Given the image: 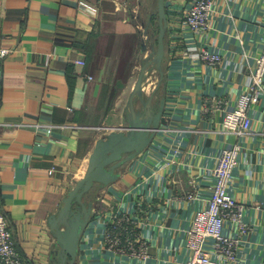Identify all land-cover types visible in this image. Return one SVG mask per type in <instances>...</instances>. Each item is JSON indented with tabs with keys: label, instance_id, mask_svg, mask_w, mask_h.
Listing matches in <instances>:
<instances>
[{
	"label": "crops",
	"instance_id": "0c3cea01",
	"mask_svg": "<svg viewBox=\"0 0 264 264\" xmlns=\"http://www.w3.org/2000/svg\"><path fill=\"white\" fill-rule=\"evenodd\" d=\"M151 2L0 0V45L10 48L0 62V208L25 264H57L48 217L84 175L96 140L122 124L144 56L133 11ZM164 2L163 73L151 71L143 86L145 95L156 88L154 98H164V121L145 148L117 167L115 180L84 193L91 217L74 264L187 259V231L210 197L216 158L234 143L240 152L229 192L244 204L248 228L225 220L224 233L239 238L228 264H264V94L249 108L243 135L223 129L220 111L203 110L214 97L232 108L243 91L262 49L264 0H212L210 25L198 33L182 24L191 0ZM202 47L220 52L221 62L185 53ZM137 201L145 257L106 242L113 212L132 214Z\"/></svg>",
	"mask_w": 264,
	"mask_h": 264
},
{
	"label": "built area",
	"instance_id": "2783aa9c",
	"mask_svg": "<svg viewBox=\"0 0 264 264\" xmlns=\"http://www.w3.org/2000/svg\"><path fill=\"white\" fill-rule=\"evenodd\" d=\"M212 0H191L182 14V24L193 32H204L210 25ZM137 26L139 27L138 23ZM10 48L0 45V62ZM186 54L196 56L204 63L218 65L220 52L207 47L187 49ZM2 71L0 68V84ZM264 94V39L262 49L255 58L254 67L246 77L243 91L232 108H226V101L220 98L209 99L203 107L204 112H221V125L224 130L243 135L250 128L249 108ZM240 147L238 143L222 148L212 168L214 178L207 204L196 210L187 231L186 246L188 257L185 260H172L170 264H228L237 257L239 238L223 231L225 220L238 225L245 231L248 225L242 222L243 204L236 200L229 188L233 179ZM193 188L187 193L194 196ZM141 202L137 201L134 212H113L106 233V242L111 249L134 256L147 255V242L138 235V220L141 215ZM211 241L210 249L207 242ZM0 264H25L18 253L15 240L7 218L0 208Z\"/></svg>",
	"mask_w": 264,
	"mask_h": 264
},
{
	"label": "water",
	"instance_id": "95a60500",
	"mask_svg": "<svg viewBox=\"0 0 264 264\" xmlns=\"http://www.w3.org/2000/svg\"><path fill=\"white\" fill-rule=\"evenodd\" d=\"M156 14V41L151 43L148 52L147 41L141 42V50L145 54L140 59L136 79L127 97L121 126H114L96 140L84 175L68 191L60 209L48 217L50 229L58 244L57 264H74L79 238L91 217L92 201H85L84 193L94 183L108 184L115 180L119 175L117 167L145 148L160 122L164 121V98H154L156 88L148 95L143 92L151 71H157L161 76L163 73L164 36L167 28L164 0H156ZM144 34L148 37L146 30Z\"/></svg>",
	"mask_w": 264,
	"mask_h": 264
},
{
	"label": "rangeland",
	"instance_id": "374dc122",
	"mask_svg": "<svg viewBox=\"0 0 264 264\" xmlns=\"http://www.w3.org/2000/svg\"><path fill=\"white\" fill-rule=\"evenodd\" d=\"M136 10V11H135ZM135 10L133 11V19L138 23L139 25V30L141 32V36L142 38L147 41L149 40V42L147 41V52L150 50L151 47V43L154 41V39L156 38L157 34L153 35L152 37H147L146 34H144V31H147V22H148V17L150 13H156V0H154V2H151L148 5H144V6H140V7H136ZM157 21V19L155 20V22ZM147 38V39H146ZM144 55V53H143ZM136 76V72L133 75V78H135ZM150 81V80H149ZM149 81L147 83H149ZM140 202V201H139ZM244 205V204H243ZM141 208H143L142 205H140ZM144 218V216H142ZM140 222L142 220L141 216L138 219Z\"/></svg>",
	"mask_w": 264,
	"mask_h": 264
},
{
	"label": "trees",
	"instance_id": "16d2710c",
	"mask_svg": "<svg viewBox=\"0 0 264 264\" xmlns=\"http://www.w3.org/2000/svg\"><path fill=\"white\" fill-rule=\"evenodd\" d=\"M157 19V14L156 13H150L149 14V17H148V22H147V34H148V37H152L153 35L157 34L158 32V25H157V21L155 22V20ZM140 35H141V32L139 31ZM144 39L142 38L141 36V42L143 41ZM149 42V40H147ZM156 41V38L154 39V43Z\"/></svg>",
	"mask_w": 264,
	"mask_h": 264
},
{
	"label": "bare ground",
	"instance_id": "6f19581e",
	"mask_svg": "<svg viewBox=\"0 0 264 264\" xmlns=\"http://www.w3.org/2000/svg\"><path fill=\"white\" fill-rule=\"evenodd\" d=\"M146 89H149V86H147Z\"/></svg>",
	"mask_w": 264,
	"mask_h": 264
}]
</instances>
